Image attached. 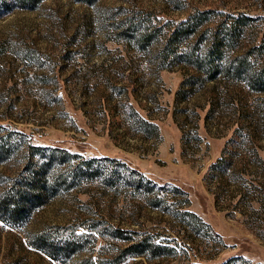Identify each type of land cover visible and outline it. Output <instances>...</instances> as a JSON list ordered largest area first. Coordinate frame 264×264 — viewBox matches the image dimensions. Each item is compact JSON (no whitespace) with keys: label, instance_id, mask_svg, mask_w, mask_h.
Listing matches in <instances>:
<instances>
[{"label":"rangeland","instance_id":"obj_1","mask_svg":"<svg viewBox=\"0 0 264 264\" xmlns=\"http://www.w3.org/2000/svg\"><path fill=\"white\" fill-rule=\"evenodd\" d=\"M206 8L264 17V0H40L0 12V124L33 144L116 159L163 186L155 207L97 179L59 188L20 226L0 221V264H103L111 241L99 235L66 258L26 242L42 228L95 219L146 228L173 246L117 264H264V212L253 213L264 200V89L219 75L181 85L188 68L158 54L170 24ZM129 20L155 29L143 47L120 34ZM254 31L258 41L262 29ZM250 148L260 163L251 162ZM222 149L236 152L234 180L216 186L202 174ZM17 166L13 157L0 162L8 174Z\"/></svg>","mask_w":264,"mask_h":264},{"label":"trees","instance_id":"obj_2","mask_svg":"<svg viewBox=\"0 0 264 264\" xmlns=\"http://www.w3.org/2000/svg\"><path fill=\"white\" fill-rule=\"evenodd\" d=\"M39 1L0 0V12L13 7L33 8ZM134 25L132 20H129L120 34L128 40H134L138 47H143L153 38L155 29L146 31ZM255 26L262 29L258 41H255V31L251 32ZM249 32L251 35L247 39L246 33ZM191 38L193 39L189 41ZM158 54L162 59L168 55L176 56L188 68L181 85H201L219 75L226 79L242 81L249 89L262 90L264 17L211 8L195 9L167 27ZM180 89L182 88L179 87L176 93L177 97ZM135 119L142 126H151L139 116H135ZM249 150L252 154V157L248 156L251 162L260 163L255 150ZM235 156V151L222 149L220 155L207 165L202 174L203 180L208 182L216 178V186L218 181L226 180L225 177L231 176L234 180L232 162ZM12 157L18 162L16 169L10 174L0 170V221L11 227L20 226L25 222L30 210L57 189L75 185L82 180L97 179L104 186L113 189L124 186L143 198L147 205H161V198L156 194L163 186L156 185L123 162L105 156L82 157L65 148L33 144L24 139L23 133L0 124V162L8 161ZM172 190L177 191V187ZM263 201H259L253 211L258 213L255 216L262 214L257 210L264 212ZM181 213L197 219L193 212L183 210ZM77 227L82 230L78 231ZM96 235L111 241L109 254L101 259L103 264H117L124 257L131 255L150 258L167 255L173 251V246L159 242L155 239V234L146 228L122 227L107 221L103 224L96 219L83 225L74 223L42 228L32 232L26 242L45 256L66 258Z\"/></svg>","mask_w":264,"mask_h":264}]
</instances>
